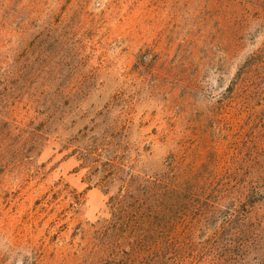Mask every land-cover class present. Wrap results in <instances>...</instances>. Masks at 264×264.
<instances>
[{
  "label": "rangeland",
  "instance_id": "rangeland-1",
  "mask_svg": "<svg viewBox=\"0 0 264 264\" xmlns=\"http://www.w3.org/2000/svg\"><path fill=\"white\" fill-rule=\"evenodd\" d=\"M243 189L224 264L264 256V0H0V264H164L131 198L208 264L189 199Z\"/></svg>",
  "mask_w": 264,
  "mask_h": 264
},
{
  "label": "trees",
  "instance_id": "trees-1",
  "mask_svg": "<svg viewBox=\"0 0 264 264\" xmlns=\"http://www.w3.org/2000/svg\"><path fill=\"white\" fill-rule=\"evenodd\" d=\"M84 156L86 157V155ZM152 183L153 187L162 185V182L160 180L153 181ZM244 191L246 190H236L234 194H227L226 190L222 194L217 191L207 192L206 190H204L200 194L196 196L193 195L189 199L188 207L190 208V212L193 214V225H195L199 230L203 228V226L206 227V225L208 226L211 222L215 221V219L218 216L220 217L221 214H223L224 216L219 227L216 228L214 232H212L210 237L205 240V242L200 243L199 251H190L187 253V256H184L183 258L186 257L191 259L192 261L197 262L199 258L211 255L212 259L208 261V264H224L223 262H225V260L227 261V259L231 258H228L225 254L227 247L225 248L226 250H222V248H220V250L216 252V245H218L220 238L228 229H232L239 222L242 226L246 224V221L248 220V214L246 212H242L244 210L240 211V208L243 207L242 198L245 196L253 195V192H251V194L249 195ZM132 199L133 198H131V209H135L134 213L136 214L133 215V212L131 211V226L134 231L132 232L133 234L131 236V238H133L132 246H134L135 249L140 250L145 247L147 240H149L150 244L149 246H147V249L151 252V258L166 264L167 261L171 258L168 254V250L171 248L170 246L173 243L170 238H168L166 232L162 230L164 227L162 226L164 223V217L160 214L159 211L154 210V212L149 213L150 218L146 223L143 220L142 213H140L141 210L139 209L142 203H140V200ZM78 201V197L73 196L72 202L70 203L71 207H74V205L78 204ZM225 201L227 205H224ZM222 205L226 207V209L221 210ZM110 207L115 217L122 216L126 213V199L114 198L112 199ZM142 225H146L147 230H142ZM241 233L242 228H238L230 234V237L232 239H236L241 235ZM190 243L191 244H189V248L193 246L192 242ZM174 246L172 245V247ZM231 251L234 252L235 257H238V260L229 264H248L249 258L246 254H244L245 249L243 246L240 245L238 248H235ZM231 251L229 250L228 252ZM261 259L262 260L260 261H255V263L264 264V256H262Z\"/></svg>",
  "mask_w": 264,
  "mask_h": 264
}]
</instances>
